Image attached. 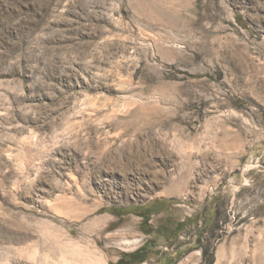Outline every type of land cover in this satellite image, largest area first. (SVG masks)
Segmentation results:
<instances>
[{
  "label": "rangeland",
  "instance_id": "1",
  "mask_svg": "<svg viewBox=\"0 0 264 264\" xmlns=\"http://www.w3.org/2000/svg\"><path fill=\"white\" fill-rule=\"evenodd\" d=\"M127 213L264 264V0H0V264H139Z\"/></svg>",
  "mask_w": 264,
  "mask_h": 264
},
{
  "label": "crops",
  "instance_id": "2",
  "mask_svg": "<svg viewBox=\"0 0 264 264\" xmlns=\"http://www.w3.org/2000/svg\"><path fill=\"white\" fill-rule=\"evenodd\" d=\"M131 215H132V213H127L126 215H124V217L126 219L124 220V222H122V227H123L125 233L127 234L126 237H127V240H129V241H132V240H134L137 237H141L140 235L142 233H144L142 228H139V230L136 229V224L137 223H135V221H133L132 219H129V217ZM114 216H115L114 214L112 215L110 213L103 214L100 218L94 220V224L93 225L99 224L102 221H107L109 226H111L114 223L115 219L119 220V218H116V216H115V219H114ZM146 243H147V240H145V239L143 240L142 237H141L140 242H138V244L136 246L129 247V248L132 249V252H135L137 250H141L142 252H145V254H146L147 251L149 250V248L146 246ZM124 245H125V243H124ZM146 259H148V258H146ZM138 263L141 264V262H138Z\"/></svg>",
  "mask_w": 264,
  "mask_h": 264
},
{
  "label": "trees",
  "instance_id": "3",
  "mask_svg": "<svg viewBox=\"0 0 264 264\" xmlns=\"http://www.w3.org/2000/svg\"><path fill=\"white\" fill-rule=\"evenodd\" d=\"M153 210V209H152ZM149 214L150 215H152L153 213H152V211L151 212H149ZM144 218H145V220H146V223H147V221H149L150 220V217L149 216H144V215H142ZM144 224H145V222H144ZM152 226H150V228L149 229H147V230H145L146 231V233H152L153 232V230H152V228H151ZM150 242H152V241H150ZM153 243V242H152ZM151 243V244H152ZM147 246V245H146ZM147 247H150L149 245L147 246ZM147 253L145 254V252H142L141 250H137V251H135V252H133L132 254H129L128 256L129 257H133V258H135V261H137V262H144L145 261V259L147 258Z\"/></svg>",
  "mask_w": 264,
  "mask_h": 264
},
{
  "label": "bare ground",
  "instance_id": "4",
  "mask_svg": "<svg viewBox=\"0 0 264 264\" xmlns=\"http://www.w3.org/2000/svg\"><path fill=\"white\" fill-rule=\"evenodd\" d=\"M138 241H139L138 239H135V240H133V241L126 240V243H127L128 245H134V244H137Z\"/></svg>",
  "mask_w": 264,
  "mask_h": 264
},
{
  "label": "built area",
  "instance_id": "5",
  "mask_svg": "<svg viewBox=\"0 0 264 264\" xmlns=\"http://www.w3.org/2000/svg\"><path fill=\"white\" fill-rule=\"evenodd\" d=\"M166 249H168V248L166 247ZM143 264H148V262H147V261H145V262H143Z\"/></svg>",
  "mask_w": 264,
  "mask_h": 264
}]
</instances>
